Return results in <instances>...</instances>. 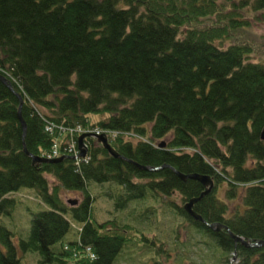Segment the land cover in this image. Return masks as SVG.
I'll return each mask as SVG.
<instances>
[{"label": "trees", "instance_id": "obj_1", "mask_svg": "<svg viewBox=\"0 0 264 264\" xmlns=\"http://www.w3.org/2000/svg\"><path fill=\"white\" fill-rule=\"evenodd\" d=\"M255 14L264 25V0H0V76L12 89L0 82V218L10 216L19 189L43 208L17 248L0 220V264H19L18 250L41 264H114L130 244L127 232L153 262L167 260L152 235L98 222L88 183L112 188L99 196L117 212L154 203L136 210L138 224L160 208L181 219L216 249L219 264H264V246L244 248L184 212L203 187L174 173L212 181L192 206L204 223L264 242V67L249 61L243 43L216 45ZM91 116L106 117L93 124ZM76 128L105 133L120 158L91 137L80 161L68 154L32 165L22 151L44 159L56 146L60 157ZM60 190L82 197L69 205Z\"/></svg>", "mask_w": 264, "mask_h": 264}, {"label": "rangeland", "instance_id": "obj_2", "mask_svg": "<svg viewBox=\"0 0 264 264\" xmlns=\"http://www.w3.org/2000/svg\"><path fill=\"white\" fill-rule=\"evenodd\" d=\"M255 15H243L242 19L247 20L248 25L243 30L235 31L234 37L230 40L222 42V47H227L233 42L243 43L247 45L251 54L249 61L259 64L264 67V25L261 21L255 18ZM106 116H91L90 121L95 124L98 121L104 120ZM84 134H90L86 131ZM95 140V139H94ZM51 160V159H48ZM50 184H53L49 179ZM104 185L98 186L94 183L87 184V192L91 195L98 196L94 200L95 216L98 222L115 221L120 226L130 225L138 230L144 232L149 236H153L158 241L165 244V252L169 253L167 260L157 259L158 264H219V253L211 245L205 247L203 245V237L197 235L193 231H188L185 223L182 220L175 218L172 214L164 212L163 208L158 209L153 215H149L148 219L141 221L139 224L133 220L136 210L153 205L152 202H136L128 204L124 212H117L110 204L106 197L99 196L102 193H108L113 190L109 186L102 189ZM100 188V189H99ZM104 191V192H101ZM60 198L62 201H77L80 200L82 195L80 193L62 191L60 190ZM219 199L224 200L222 189L219 191ZM15 200V206L10 216H2L0 218L2 225L11 233V242L17 248L19 240H26L29 232V221L31 214L36 213L43 208L35 201L32 191L28 189H19L12 195ZM186 228V229H185ZM174 230H177V237L174 240ZM127 239H130V244L119 255L114 264H157L153 262V257L146 249L141 248L137 241H134V233L127 232L125 234ZM73 239L72 232H68L64 241ZM133 240V242H132ZM57 246L55 245L54 248ZM18 259L19 264H41L36 253L22 254L19 250ZM183 255L182 259L180 256ZM229 264H234L230 261ZM72 264V263H70Z\"/></svg>", "mask_w": 264, "mask_h": 264}, {"label": "water", "instance_id": "obj_3", "mask_svg": "<svg viewBox=\"0 0 264 264\" xmlns=\"http://www.w3.org/2000/svg\"><path fill=\"white\" fill-rule=\"evenodd\" d=\"M0 82L10 91L12 92V89L10 87V85L0 76ZM16 99L18 100V108H17V119L18 122L20 124L21 130H22V138L24 137V124L23 121L20 117V107L22 104V101L20 99L19 96H16ZM90 137V135L87 134H81L77 137L76 139V145H77V149H78V155L77 158L78 159H82L85 156V149L83 148V141L85 138ZM96 143H98L103 150H105L107 152V154L112 157V158H120L110 147L109 143L107 142L106 138L104 137V135H99L96 136L95 138ZM260 140L264 142V128L262 129L261 133H260ZM162 146V144H161ZM23 153L30 158L31 164L32 165H37L40 163H57L60 162L63 157H58L56 159H52V160H47V159H43V158H37V157H33L31 155H29L24 147L22 148ZM72 159V158H71ZM142 170L148 171V172H154L156 170H158L157 168H145V167H139ZM176 174V176L184 181L186 179L189 180H193L198 182L202 187H203V191L202 193L197 197V198H193L190 199L188 202H186L183 206L182 209L184 210V212L193 220L196 222H200L202 224H204V226L209 229V230H213V231H218L219 229H223L228 236L232 239V241L234 243H239L241 246H243L244 248H258L260 246H264V242H248L245 241L243 239H241L240 237L234 236L232 235L224 226L222 225H216V224H206L202 221V219L196 215L193 211H192V206L199 201L202 197L206 196L212 189V181L209 179V177L206 176H198V175H187V176H182L176 172H174ZM67 203L69 205H73L75 204V201H67Z\"/></svg>", "mask_w": 264, "mask_h": 264}, {"label": "built area", "instance_id": "obj_4", "mask_svg": "<svg viewBox=\"0 0 264 264\" xmlns=\"http://www.w3.org/2000/svg\"><path fill=\"white\" fill-rule=\"evenodd\" d=\"M48 132L50 133L51 131L48 129ZM74 132L76 133L77 135H79L80 133H82V131L80 130V128H76L75 130H72L70 131V135L71 133ZM52 133V132H51ZM90 133L94 134L95 136L103 133V132H100L98 130H93V131H90ZM114 137V135H112L110 138L112 139ZM62 155H68V154H71L73 157H76V154H77V150H76V147H75V142H72L70 144H67V146H65L62 151H61ZM58 155H57V150H56V146H53L50 153L47 154L45 156L46 159H54V158H57ZM79 161V160H77Z\"/></svg>", "mask_w": 264, "mask_h": 264}, {"label": "bare ground", "instance_id": "obj_5", "mask_svg": "<svg viewBox=\"0 0 264 264\" xmlns=\"http://www.w3.org/2000/svg\"><path fill=\"white\" fill-rule=\"evenodd\" d=\"M50 130V129H49ZM87 135H90V134H87ZM44 159H46V158H44ZM48 160V159H47Z\"/></svg>", "mask_w": 264, "mask_h": 264}]
</instances>
